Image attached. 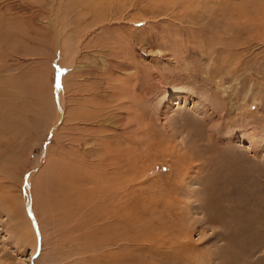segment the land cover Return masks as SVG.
<instances>
[{"label":"rangeland","instance_id":"obj_1","mask_svg":"<svg viewBox=\"0 0 264 264\" xmlns=\"http://www.w3.org/2000/svg\"><path fill=\"white\" fill-rule=\"evenodd\" d=\"M48 1L0 0V264H264V0Z\"/></svg>","mask_w":264,"mask_h":264},{"label":"bare ground","instance_id":"obj_2","mask_svg":"<svg viewBox=\"0 0 264 264\" xmlns=\"http://www.w3.org/2000/svg\"><path fill=\"white\" fill-rule=\"evenodd\" d=\"M36 1H38V0H36ZM46 1V3H48L49 1L48 0H45ZM76 1V0H75ZM80 2H79V5L81 6V7H83V10H87L85 7L86 6H90V7H87L88 9L89 8H93V5L96 3L97 4V1L99 2H102L100 5V7H99V5L97 4V11H98V9H99V11L100 12H102L103 13V15H108L109 17L112 15V13H114V9L115 8H117V6L119 5V8L120 9H122V4H120L121 2H122V0H118L117 2H119V4H114L115 2L114 1H116V0H79ZM50 2H52V0H50ZM95 2V3H94ZM114 2V3H113ZM45 3V4H46ZM94 3V4H93ZM105 3V4H104ZM43 4V3H42ZM129 4V3H128ZM131 4V3H130ZM132 6H134V4L132 5ZM39 10L41 9V7H39L38 8ZM43 10V9H42ZM45 10V9H44ZM116 10V9H115ZM119 10V9H118ZM49 12V11H48ZM99 12V13H100ZM118 13H120V12H118ZM82 14V13H81ZM97 14V13H96ZM111 14V15H110ZM116 14V13H115ZM114 14V15H115ZM101 13H100V15H96V17H94V20L95 19H97L98 21H97V25L94 27V26H91V30L93 31V34H90L91 36H89V40H95V39H92V38H97V37H102V36H104V34H105V32H106V30L107 29H109V25H111V24H107V18L105 17V18H103V17H101ZM121 15H122V13H121ZM120 14H119V16H121ZM80 18V17H79ZM122 18V17H121ZM127 18V17H126ZM136 17H133V18H131V20H130V23L131 24H125L122 28H117V27H111L110 28V30L113 32V33H115L114 34V39L118 42V46L117 45H115V46H113V44H112V41L110 40L109 42H110V44H109V52H112L111 50H112V48H115L116 50L117 49H120V51H121V53L122 54H126L127 53V49H126V47H127V43H129L130 42V39L132 38L131 37V35L133 34V35H135L133 32L134 31H132V29H134V30H138V31H141V28L142 27H140V28H133V24H135V23H138V24H140L141 22L140 21H143V19L141 20V19H135ZM50 20H52L51 19V17H48V21L47 22H49ZM55 20H56V18H55ZM94 20L92 21V22H94ZM115 20V19H114ZM113 20V21H114ZM54 21V20H53ZM112 21V20H111ZM90 23V22H89ZM119 23V22H118ZM125 23V22H124ZM129 23V22H128ZM146 23H147V21H146ZM61 24V23H60ZM92 24V23H91ZM55 25V24H54ZM88 25H90V24H88ZM120 25V24H119ZM113 26H114V24H113ZM60 27H61V25H60ZM96 28V30L94 31V29ZM89 29V28H88ZM87 28H86V30H88ZM85 30V31H86ZM143 30V29H142ZM84 31V32H85ZM78 32H82V31H78ZM84 32H82V34L84 33ZM90 32V31H89ZM122 32H124V33H122ZM141 33V32H140ZM6 34H7V32H6ZM80 35H81V33H79ZM86 34V33H85ZM111 34V33H110ZM79 35V36H80ZM56 36H57V34H56ZM113 36V35H112ZM149 37H151V35H149ZM111 38V37H110ZM113 38V37H112ZM114 40V41H115ZM56 41V40H55ZM132 41V40H131ZM104 43H105V41H103ZM101 43V42H100ZM108 43V42H107ZM122 43V45L120 46V44ZM58 44V43H57ZM123 44L126 46V47H124L123 46ZM136 44V43H135ZM103 47H105L104 45H103ZM138 49H139V52H141V53H144L146 50L145 49H143L142 47H138ZM67 50V49H66ZM105 52V51H104ZM103 52V53H104ZM140 53V54H141ZM106 54V53H105ZM130 54V53H129ZM107 55L108 56H110L111 55V53H107ZM113 55V54H112ZM123 57V56H122ZM125 57V56H124ZM106 58V57H105ZM129 58V57H128ZM130 60V59H129ZM111 61H113V62H115V63H117V64H122V65H128V62L127 61H124V60H114V59H109V60H107L106 62L107 63H104V65H108L109 63H111ZM104 70V69H103ZM139 71V70H138ZM128 75L127 76H125V78H123V79H121V80H124L125 82L126 81H128ZM105 78V79H104ZM103 83H106V85H108V83H110L109 82V80H111V81H113V79H111V78H109L108 76H104L103 78ZM121 80H119L118 81V86H122V88H124V90H123V95H122V97L119 99V100H121V106L120 107H123V103L125 102V101H128L127 100V92H128V89L126 88V87H124L123 86V83H121L120 81ZM116 81H117V79H116ZM101 82V81H100ZM126 85V84H125ZM103 87H105L104 86V84H103ZM118 88V87H117ZM54 101V100H53ZM60 101H61V106L59 105V103H60ZM62 101H64V99H63V96L61 95V96H59V94H58V97L56 98V102H57V105H58V109H59V111H60V113L62 112V109L64 108V104H63V102ZM55 103V102H54ZM54 103H53V105H54ZM126 107V106H125ZM62 108V109H61ZM57 110V109H56ZM137 120V119H136ZM127 121H129V120H127ZM141 125V124H140ZM126 127H128V122H126ZM138 132V131H137ZM102 136V135H101ZM106 136V135H105ZM120 137V136H119ZM121 138V137H120ZM124 139V138H123ZM120 140V139H119ZM120 141H122V140H120ZM5 144L6 143H4L3 141H2V144H0V146H5ZM107 148V147H106ZM106 151V153H110V151L108 150V148L105 150ZM86 153V152H85ZM83 154V153H82ZM81 154V155H82ZM116 154V153H115ZM87 157V156H86ZM85 157V155L83 154L82 156H81V163L83 164V165H85L86 167H85V172H83L82 173V176H81V178H80V185H82V186H85V185H91L90 187H91V189H89V191H88V195L89 196H91V198H93L94 196L95 197H106V196H110V195H112L113 194V189L111 188V187H109V186H107V187H104V186H102L103 184H104V182L107 180V175H108V173L110 172V170L112 169L113 170V168H112V166L116 163H114L113 164V162L114 161H116V159H115V157L112 155V154H110V156L108 157V161L109 162H105V158L103 157V159H101V158H99V159H97V160H91V159H88V158H86ZM127 162V161H126ZM88 169H90L91 170V172H92V176L91 177H89L88 176ZM128 171V170H127ZM113 172V171H112ZM124 181V180H123ZM127 183V182H126ZM124 184V183H123ZM127 206V205H126ZM103 207V206H102ZM121 207V206H120ZM96 208V207H95ZM116 208H117V206H116ZM98 209V208H97ZM105 209V208H104ZM119 209V208H118ZM121 210H125V208H123V209H121ZM116 211H117V209H116ZM106 212H107V210H106ZM115 212V211H114ZM123 213V212H122ZM118 214H116L115 216H117ZM103 216V215H102ZM120 216V215H119ZM104 244V243H103Z\"/></svg>","mask_w":264,"mask_h":264}]
</instances>
